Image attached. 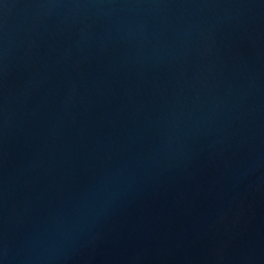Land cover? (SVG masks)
Returning <instances> with one entry per match:
<instances>
[{"label":"water","instance_id":"obj_1","mask_svg":"<svg viewBox=\"0 0 264 264\" xmlns=\"http://www.w3.org/2000/svg\"><path fill=\"white\" fill-rule=\"evenodd\" d=\"M0 264H264V0H0Z\"/></svg>","mask_w":264,"mask_h":264}]
</instances>
